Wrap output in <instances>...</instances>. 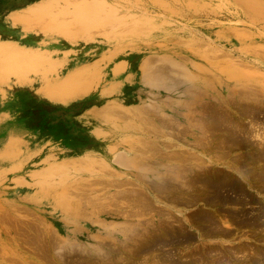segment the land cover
<instances>
[{
  "label": "rangeland",
  "instance_id": "1",
  "mask_svg": "<svg viewBox=\"0 0 264 264\" xmlns=\"http://www.w3.org/2000/svg\"><path fill=\"white\" fill-rule=\"evenodd\" d=\"M261 138L264 0H0V264H264Z\"/></svg>",
  "mask_w": 264,
  "mask_h": 264
},
{
  "label": "bare ground",
  "instance_id": "2",
  "mask_svg": "<svg viewBox=\"0 0 264 264\" xmlns=\"http://www.w3.org/2000/svg\"><path fill=\"white\" fill-rule=\"evenodd\" d=\"M176 75V74H175ZM241 92V91H240ZM257 93V92H256ZM248 96V95H247ZM258 96V95H257ZM247 100V99H246ZM249 101V100H248ZM261 105V104H260ZM261 116V115H260ZM220 120V119H219ZM238 129V128H237ZM261 137V136H260ZM259 137V138H260ZM249 138V137H248ZM264 139V138H263ZM262 140V138L260 139V141ZM263 141V140H262ZM264 142V141H263ZM250 143V142H249ZM262 143V142H261ZM244 145V144H243ZM190 153V152H189ZM177 154V153H176ZM175 154V155H176ZM179 154V153H178ZM183 156V155H182ZM184 157V156H183ZM181 159V158H180ZM186 159V158H185ZM181 161V160H180ZM184 160H182V162H183ZM186 161V160H185ZM189 161V160H188ZM206 163V162H205ZM264 163V162H263ZM166 164V163H165ZM199 164V163H198ZM201 164V163H200ZM204 164V163H203ZM245 165V164H244ZM200 166V165H199ZM176 167V166H175ZM176 168H178V166L176 167ZM199 168V167H198ZM201 169V168H200ZM205 169V168H204ZM179 170V169H178ZM181 170V169H180ZM183 170V169H182ZM248 172V171H247ZM246 172V173H247ZM182 173V172H181ZM167 174V173H166ZM193 174V173H192ZM261 174V173H260ZM177 175V174H176ZM166 176V175H165ZM253 176V175H252ZM167 177V176H166ZM180 177V176H179ZM168 178V177H167ZM195 178V177H194ZM228 181V180H227ZM189 185V184H188ZM163 186V185H162ZM161 186V187H162ZM176 188V187H175ZM171 189V188H170ZM182 192V191H181ZM122 197V196H121ZM142 197V196H141ZM188 197V196H187ZM141 199V198H140ZM141 201V200H140ZM200 201V200H199ZM143 202V201H142ZM147 203H148V201H147ZM148 205H150V204H148ZM143 207H145V206H143ZM146 209V208H145ZM165 210V209H164ZM136 214V213H135ZM166 215V214H165ZM170 215V214H169ZM169 215H168V219H169ZM162 216H164V215H162ZM167 216V215H166ZM171 217V216H170ZM128 218V217H127ZM167 219V218H166ZM242 219V218H241ZM171 220V219H170ZM167 221V220H166ZM184 223V222H183ZM225 223H226V221H225ZM167 225V224H166ZM219 228V227H218ZM230 234V233H229ZM136 235V234H135ZM158 247V246H157ZM231 250V249H230ZM217 253V252H216ZM247 255V254H246ZM254 256H256V255H254ZM101 257V256H100ZM175 257V256H174ZM200 257V256H199ZM201 258V257H200ZM248 258V257H247ZM223 261V260H222ZM159 262V261H158Z\"/></svg>",
  "mask_w": 264,
  "mask_h": 264
}]
</instances>
